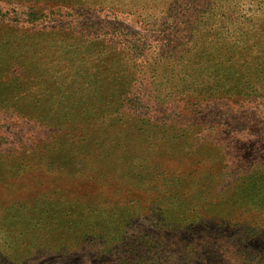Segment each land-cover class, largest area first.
Masks as SVG:
<instances>
[{
    "label": "trees",
    "instance_id": "1",
    "mask_svg": "<svg viewBox=\"0 0 264 264\" xmlns=\"http://www.w3.org/2000/svg\"><path fill=\"white\" fill-rule=\"evenodd\" d=\"M0 2L12 7L0 9L3 47L12 50L0 51V69L21 65L28 75L14 85L0 81V116H20L45 130L47 142L43 137L27 159H21L25 171L21 176L27 173L26 179L33 180L42 175V180L60 182L39 194L37 200L42 202L28 205L27 214L7 207L0 211V264H21L23 260L9 259L13 253L35 255V264H42L43 256L50 260L47 264H169L162 254L168 236L197 234L211 239L231 233L229 240L238 244L256 238L264 219V167L256 165L230 183L223 182L226 173L221 164H211L214 158L208 152L196 156L194 150L180 152L174 145L177 138L195 132L189 139L197 148L222 161L230 157L232 141L222 139L223 134L204 133L195 118L180 123L178 116H155V112L162 113L173 103L198 112L206 102L239 106L263 97L264 22L243 18L229 22L226 33L206 37L198 28L187 29L165 57L157 50L155 56L161 60L144 56L138 67L133 56L146 51L148 37L135 31L110 40V32L117 35L120 29L115 22L105 34H89L95 25L94 9L101 3L112 9L114 17L124 14L136 17L141 25L159 27L169 16L154 10L172 0ZM60 9H80L88 30L73 20L43 24V18L57 16ZM175 19L180 20L178 14ZM175 27L163 41L168 42L170 35L169 41H174ZM193 35L197 44L191 41ZM147 49L155 51L156 44ZM78 54L84 57L77 60ZM64 55L71 58L66 69H76L77 78L67 85L48 84L52 71L64 66ZM34 80L42 85L36 86ZM87 88L94 95L114 89L109 93L113 105L83 100L79 89ZM133 118L137 133L128 141L120 138L130 128L124 124ZM127 142H131L128 151L123 152ZM118 144L122 154L105 155V148ZM236 155L234 161H241ZM70 156L73 162L65 166L63 160ZM27 160L31 164L25 170ZM78 160L88 162L90 171H83L88 166L75 168ZM84 182L96 185L94 195L74 189ZM243 218L250 224L234 230Z\"/></svg>",
    "mask_w": 264,
    "mask_h": 264
},
{
    "label": "rangeland",
    "instance_id": "2",
    "mask_svg": "<svg viewBox=\"0 0 264 264\" xmlns=\"http://www.w3.org/2000/svg\"><path fill=\"white\" fill-rule=\"evenodd\" d=\"M36 4L41 3L38 2ZM5 5V3L0 2V9L12 8L11 6L5 7ZM139 5L142 6V4ZM258 7H260V9L256 10ZM183 8L185 9L183 10ZM80 9H60L57 16L43 18V24L51 23V25H54L59 21L73 20L77 26L81 25V28L88 30V25H84L85 23L82 21L84 15L79 14L81 11ZM94 10L92 21L95 22V25L89 29V34H105L108 31H111L110 25L112 22H115L120 29L117 31V35H112L110 32L111 36L108 39L115 41L117 36H122L128 33L133 34V32L136 31L139 32V34H141V32L145 34L146 40L148 37L147 47L156 44L155 51L147 52L148 49L146 47V51L143 50L141 56H133L136 61L135 64L138 65V67H142V58L144 56L151 58L159 57L158 60H161L160 55L155 56L157 50L165 57L166 53L169 51L168 47H171L182 40L181 36L187 32V29H192L194 27L198 28L200 33H203V36L206 37L210 36L212 33L213 35L215 33H218V35L226 33L227 28L231 26L229 22H237L243 18L258 17L260 22H264V0H172L171 3H168L165 6L161 5L158 9L154 10L155 13H161L159 16L164 14V16H167V13L169 16L167 17V21L162 22L159 27H157V25H141L136 17L132 19L125 17L124 14H119L114 17L112 9L110 10L108 6H103L101 3H99L98 7ZM165 11H167V13ZM177 14L180 17V20L175 21V16ZM149 19L150 17H148V20ZM156 22L159 23L160 19L158 18ZM140 25L142 29H138V26ZM102 26L105 28H100ZM174 27L177 28L175 32L178 33L176 35L177 37H172L174 41H169L171 35L168 37L169 43L163 41V37L166 34L174 32ZM4 38V34L0 33V51L2 52L3 49L6 50V48L3 47ZM194 38H196V35L192 36L191 41L197 44ZM163 44H165V46H162ZM167 44H169V46ZM6 51L9 52L12 50L9 47ZM79 54L75 56L77 60L84 57ZM62 61H64V66L59 65L52 71V76L49 78L48 84L61 82L67 85V82L72 83V81L77 78V76H75L76 69H66L67 63L71 61V58L68 55H64ZM45 64L46 66L48 65L47 62H45ZM23 67L25 66H22L21 68V65H15L9 69H0V81H11L12 85H14L13 83L17 84L18 81H22L25 76H28ZM73 70L76 71L73 73ZM113 73L114 71L110 68L108 75L111 76ZM42 82L43 81L34 80L36 86H41ZM20 84L23 83L20 82ZM83 84L82 86H84ZM118 86L119 90H121V85ZM79 90L81 92L80 97L83 100H104L109 102L111 106L113 105L112 95L109 94L112 92L114 93V89L112 88L110 92L101 91L98 95H94L92 88ZM11 100L15 101L16 97ZM103 103L106 105L104 110L107 111L109 106L107 103ZM187 108L188 107L179 103H173L172 106L168 105L164 109L158 108L163 109L161 110L162 113L155 112V116L160 114H166L173 117L178 116L180 123H186L195 118L198 124L203 125L202 130L204 133H210L209 135L211 136L215 134L217 136L223 134L220 135L222 139L227 142L232 141L228 146L231 153L228 159L226 158L220 161L215 153L213 154L204 149L202 150V148H197V143L193 139H189L192 135L194 136L195 132H192L193 134L188 137L185 135L186 139L177 138L178 143L174 145V147L178 151L183 152L186 150H194L196 156L201 154L207 155L208 152V154L214 158V160H211V164L216 167L221 164L222 172L226 173L222 178L225 183H230L229 181L250 172L256 165L264 167V96L252 100L250 103L239 106L234 102L230 103L224 101L215 105H212L211 102H206L203 107L197 108L199 113L195 112L196 110L193 111L192 109ZM132 115L134 116V114ZM105 125L106 124L102 127ZM209 126H211V128H209ZM99 127L100 122H98L97 128L99 129ZM124 127L130 128L124 130L122 136H120L121 133H123L121 132L122 129L118 128L117 131H120L118 138L120 136V138L127 139V141L131 140L128 139V136L134 131L137 133L134 118L131 121L126 122ZM192 130L195 129L193 128ZM110 132L112 131L110 130ZM43 137H45V141L47 142L48 139L46 138L45 130L36 124L25 121V119L20 116H0V211H2L4 207H7L9 211H16L19 214H27L28 205L31 203L35 204L36 202H42L43 199L37 200L39 194L50 191V189L59 182V180H42L41 178H44L42 175H37L38 178H33V180L26 179L28 178L27 173L22 174L25 176H21V173L25 172L22 171L23 166L20 168V164H22L21 159H27L26 157L29 155L28 151L38 142H42ZM188 139L189 141H187ZM130 143L131 142L123 146V152L128 151L127 149ZM120 147L121 146L119 145L115 148L114 146L110 147V149L105 148L103 152H105V155L110 151H113V155H117L119 152L122 154L123 152L119 151L121 149ZM237 152L241 157H237L241 160L239 162L234 161ZM71 157L72 156L63 160L65 166H68L73 162L70 159ZM23 162L26 164L24 169L27 170L31 162L29 160ZM73 166L78 170L82 169L83 166H88V168L86 167L83 171H90L91 167L88 162L82 160H78ZM29 174L32 175V172H29ZM95 186L96 185L91 182H84L76 184L74 189L77 192H84L83 189L86 191L88 190L89 195H94L95 192L93 189L96 188ZM67 192L70 193L69 189ZM20 206L23 209L21 208V210H19ZM247 220L249 219L243 218L239 220L240 225L234 227V230L243 225L246 226L250 224L249 222H245ZM259 222L260 224L258 225L259 227L257 229L256 238L245 244L242 242L239 244L237 242L232 243L228 237L231 233L225 234L224 237H213L211 239H207L206 237L197 234H183L166 237L163 242L164 247H162V254L165 256L167 263L169 264H264V219ZM162 235H164V233H162ZM34 257L35 255L33 254L25 257L16 256L15 253H13L9 259L23 260L21 264H35ZM44 257L45 256L42 257L40 262H42V264H47L50 260ZM9 262H11V260H9ZM9 264L13 263L11 262Z\"/></svg>",
    "mask_w": 264,
    "mask_h": 264
}]
</instances>
